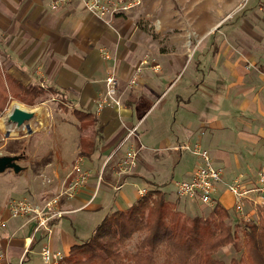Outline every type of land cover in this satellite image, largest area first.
Segmentation results:
<instances>
[{
  "label": "crops",
  "instance_id": "0c3cea01",
  "mask_svg": "<svg viewBox=\"0 0 264 264\" xmlns=\"http://www.w3.org/2000/svg\"><path fill=\"white\" fill-rule=\"evenodd\" d=\"M194 1L193 6L200 7L202 0ZM161 4V0H143L144 20L152 27L158 24L157 31H144L137 17L126 13L106 22L76 0L56 10L50 9L49 0H0L1 72L24 86L53 90L62 104L71 107L75 128L80 131L73 150L76 156L80 138L94 140L90 156H82L83 167L89 170L88 181L72 197L60 199V207L67 213L54 223L50 235L41 229L34 231V221L9 217L8 204L20 198L43 204V198L60 192L71 171L63 166L66 175L59 178L61 163L44 159L50 150L59 154L56 140L40 156H32L30 145L28 151L26 146L21 149L27 153L20 162L24 169L0 177V254L4 255L0 264H43V246L67 255L71 246L88 240L110 212L131 206L139 198V189L158 188L167 200L174 201L175 194L167 191L168 186L172 183L175 187L172 180L177 174L182 180L189 178L194 166L184 169L186 155L176 148L179 144L199 143L221 169L214 198L231 218L234 199L228 185L237 177L251 185L256 173L264 171V19L259 17L257 1L242 17L241 26L239 17L231 22L219 14L215 19L178 20L174 28L179 31L173 33L168 31L174 24L169 14L166 16L170 11ZM161 9L155 20L154 11ZM155 34L169 47L155 46ZM191 36L211 42L190 52L186 39ZM198 50L202 52L196 55V74L152 115L164 93L174 88L166 79L177 74ZM141 61L137 82L128 86ZM110 73L118 80L121 105L98 110L104 79ZM75 110L90 113L93 123L81 129ZM39 118L40 125L41 111ZM136 126L135 135L126 140L127 132ZM4 136L9 137L6 132ZM129 148H138L135 167L119 176V161ZM104 164L108 169L102 173L97 191ZM109 193L114 197L112 204L106 202ZM177 203L185 215L194 216L195 202L180 198ZM245 208L252 215L258 211L251 203Z\"/></svg>",
  "mask_w": 264,
  "mask_h": 264
},
{
  "label": "trees",
  "instance_id": "16d2710c",
  "mask_svg": "<svg viewBox=\"0 0 264 264\" xmlns=\"http://www.w3.org/2000/svg\"><path fill=\"white\" fill-rule=\"evenodd\" d=\"M45 92L40 86H24L0 70V114L10 100L33 105ZM73 114L81 129L93 123L90 113L75 110ZM93 147L92 138H80L77 156H90ZM146 191L128 208L105 216L86 242L70 247L63 264H264V206H257L256 220L236 223L243 251L225 263L213 255L239 239L227 222L231 214L226 208L216 201L208 216L188 217L158 188ZM134 236L136 249L123 250Z\"/></svg>",
  "mask_w": 264,
  "mask_h": 264
},
{
  "label": "rangeland",
  "instance_id": "374dc122",
  "mask_svg": "<svg viewBox=\"0 0 264 264\" xmlns=\"http://www.w3.org/2000/svg\"><path fill=\"white\" fill-rule=\"evenodd\" d=\"M112 1H130V0H112ZM140 1H141V6L138 8H135L133 11L128 13L127 16H134V17H137L138 19H140L138 21L140 22V25L141 24L143 25L141 27L142 30H144V31H147V30L157 31V28H158L157 22H156L155 26L152 27V26H149L148 23H146V20H144L145 16L147 15V12L145 11V8L143 6V0H140ZM254 1H255V3L257 1L258 5H256V6L259 7V9H257V10H259L258 11L259 17L264 19V12H263L264 0H260L259 3H258L259 0H202L200 3V7L198 4L200 1H197L198 5H197V7H195V6H193L195 3L194 0H161L162 4L160 5V7L161 8L164 7L167 11L169 9L170 12L166 13V16L169 14L168 18L172 19L174 24L172 25V28L168 31L173 33V32L179 31L178 29L174 28L177 26L176 22L178 20L182 21L184 19H187L189 22V21H195V20L198 21L201 19L205 20L206 18L215 19L219 14H221V16L224 14V16L222 18H224L225 20H230L231 22L234 21L236 19V17H239L240 19H242V17L246 14V11H248L253 6ZM161 11H162V9L159 12H158V10L154 11L153 17L155 20H158L159 16H161V14H160ZM241 24H243V19L240 20V22L238 23V26H241ZM222 30H225V28L223 27ZM188 31L191 32V29L189 26H188ZM154 36H155V44H156L155 46H157V44H158V46L160 48L169 47V45L167 44V41L165 39H163V37L161 38L160 34H159V36L161 39H158V35H156V34ZM210 42H211L210 39L209 40L205 39L204 41H200V40L194 39L191 36L190 38L188 37L186 39V48L189 49V51L191 52V50H193L194 47H198L199 49H203V48L209 46ZM182 43L183 42H181L180 44L182 45ZM213 47H215V46H213ZM200 52H202V51H199V50L197 52L195 51L193 54V57H192L193 59L190 58V60L187 61V63L184 65V67L181 68L177 74L173 75L169 79H166L165 83L172 82L174 85V88L172 90H170V88H169L164 93V95L158 101V104H156L154 112L152 115H154L155 112L157 111V109L161 106V104L164 103L165 101H167L169 97H172L177 90L181 91V89L184 87V84L190 80L192 74H194V75L196 74L194 72L196 70L195 60H196L197 53H200ZM201 63H203V62H201ZM261 67H262V71H264L262 65H261ZM196 87H198V86L196 85ZM191 90L195 91V88L192 87ZM45 91L46 92L44 93V95H42L37 100V102L33 105H29V104H26V103H23V102H20L17 100H10L7 102L4 110L0 114V153H6L7 151H14V152H16V154H18V153H20L21 149L24 146H26L27 151H28V146L30 145L29 150L31 151L32 156H40L44 153V150L46 148H49V149L52 148L53 145H55L54 142L56 140L58 143V150H60L58 152L59 154H57V156H56L55 152L53 150L52 151L50 150V152H45V154L47 156H45L44 159H46V160L57 159L62 165V166L60 165L57 168L59 178H61V177L64 178V175H66L65 171L67 170V168H64L63 166H66V167L69 166L68 170L71 171L73 164H74V161H75V158L82 157V156H76V152L73 153V150L75 149V147L78 144V137L80 135V133H79L80 131H77L75 128L74 118L71 114V109H70L71 107L67 104L66 105L62 104L63 102H61V100L57 96H55L54 93H50L52 91H49V90H45ZM174 106H175V104H174ZM14 108H19L22 110L32 111V112L41 111L42 112V123L39 125L38 130L35 131L34 133L30 134V135L25 136V131H24L23 127L18 126L16 123L9 120V115L13 111ZM136 129H137V126H136ZM5 132L9 136L6 139L4 136ZM190 144L192 145V143H190ZM70 153L71 154L73 153V156H74V159L72 160L73 163L68 160ZM185 155H186V158L183 160V165H184V169L188 170V169H191L192 164L195 163L194 162L195 157L189 151H185L183 153V156L185 157ZM70 164H72L71 167H70ZM107 169H108V166H106V164H104V166L102 167V171L100 172L99 176L101 177L102 173L105 175L106 172L104 173V171H107ZM191 171H192V169H191ZM260 172H264V171L259 170L256 173V175L258 176ZM6 175H11V171L8 170L5 173L0 174V177H6ZM257 176H256V178H257ZM101 179H102V177L100 178V180L97 179V183H98L97 184V191H98V188L100 187L99 184L101 183ZM69 180H68V182H65V184L63 183V187L58 194H60L65 188L68 187ZM181 180H182L181 177L179 176V174H177V175H175L172 182L175 183V182L181 181ZM103 187L104 186L102 185L101 190L103 189ZM167 191L173 192L175 194V200L170 201V202L175 205L176 210L182 212L177 207V204H178L177 200L180 199V197H178L177 194L175 193V187L172 185V183L168 186ZM101 192L102 191L99 192V195L101 194ZM58 194H56V195H58ZM56 195H54V196H56ZM54 196H51V197L48 196L46 198H43V201L45 202L46 200H48ZM62 197L68 198L69 196L63 195ZM105 198H107L106 202L108 204L113 203V200H114L113 194L109 193L107 195V197H105ZM181 199H184V198H181ZM190 202L194 203L192 201H190ZM115 207H116V205H115ZM211 207L212 206H206V205H203L201 203L198 204V202L196 201L195 206H194V210H195L194 216H202V217L208 216V214L211 210ZM59 208L61 209L60 204H59ZM244 211H245V213L249 214L247 219H249L251 221L256 220L255 216L258 215L257 213L259 212V210H258L256 215H254L255 214L254 213L253 214L254 217H253V215L250 214V212L246 211V208L244 209ZM66 213H67V211H66ZM185 216L193 217L191 215H185ZM247 219L242 218L238 213H236L234 211V217L227 220V222L237 231L239 239H238L236 245H229V246L223 247L219 251H217L213 255L216 259L222 260L225 263H229V261L232 258H238L241 255V253L243 251V246L241 243L242 233H241V230L239 229V227L236 225V223L237 222L239 223L241 220L247 222ZM86 241H84V242H86ZM137 242H138V237L134 236L132 239H130L126 243L123 250L134 251L136 249ZM65 258H66V256H65ZM63 262L61 264H63Z\"/></svg>",
  "mask_w": 264,
  "mask_h": 264
},
{
  "label": "built area",
  "instance_id": "2783aa9c",
  "mask_svg": "<svg viewBox=\"0 0 264 264\" xmlns=\"http://www.w3.org/2000/svg\"><path fill=\"white\" fill-rule=\"evenodd\" d=\"M74 0H49V7L56 10L64 4ZM79 1L83 8L90 14L106 22L120 14H126L141 6L140 0L130 1H112V0H76ZM264 12V5H263ZM143 61L135 69L128 81V86H133L141 73ZM264 67V64H263ZM105 91L100 96L97 103L98 110L105 106H120L121 96L118 91V80L113 73L108 74L105 79ZM136 127L131 128L125 139L135 135ZM180 151H189L195 157V163L189 178L175 182V193L178 197L199 202L206 206H213L216 203L214 191L216 185L222 179L221 169L214 166L209 152L199 143L189 144L182 143L176 147ZM138 154V148H129L124 157L119 161L117 174L124 175L131 172L135 167ZM83 158H75L70 173L69 185L60 194L46 200L43 204L33 203L27 198L11 199L8 204V215L11 218H27L34 221V231L43 230L46 235H50L54 223L63 217L65 210L59 208L60 199L63 195L72 197L78 190L85 186L89 178V170L83 167ZM100 178V177H99ZM46 182H50L47 180ZM121 183L117 188H121ZM232 195L233 210L242 218H248L249 214L245 213L246 203L254 206L264 203V172H260L251 185H246L241 177L235 178L227 187ZM146 189H139V197L146 194ZM257 204V205H256ZM249 221V219H247ZM66 254L61 250L52 249L49 246H43L40 249V258L43 264H59ZM4 255L0 254V261ZM23 260H21L22 263Z\"/></svg>",
  "mask_w": 264,
  "mask_h": 264
},
{
  "label": "water",
  "instance_id": "95a60500",
  "mask_svg": "<svg viewBox=\"0 0 264 264\" xmlns=\"http://www.w3.org/2000/svg\"><path fill=\"white\" fill-rule=\"evenodd\" d=\"M40 111H26L19 108H14L9 115V120L22 126L26 135L33 133L40 123ZM27 158V153L22 150L18 154L0 153V174L7 170H11L14 174H18L24 169L20 162Z\"/></svg>",
  "mask_w": 264,
  "mask_h": 264
}]
</instances>
